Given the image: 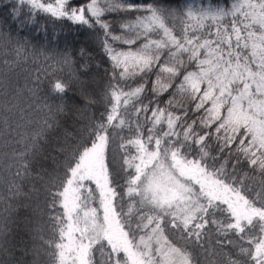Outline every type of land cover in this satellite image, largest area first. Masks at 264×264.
Here are the masks:
<instances>
[{
  "label": "snow or ice",
  "instance_id": "obj_1",
  "mask_svg": "<svg viewBox=\"0 0 264 264\" xmlns=\"http://www.w3.org/2000/svg\"><path fill=\"white\" fill-rule=\"evenodd\" d=\"M13 14L88 30L108 62L89 89L91 62L65 50L58 103L30 104L42 115L26 124L0 84V204L35 199L50 233L32 264H264V0H15ZM73 87L92 114L50 157Z\"/></svg>",
  "mask_w": 264,
  "mask_h": 264
},
{
  "label": "trees",
  "instance_id": "obj_2",
  "mask_svg": "<svg viewBox=\"0 0 264 264\" xmlns=\"http://www.w3.org/2000/svg\"><path fill=\"white\" fill-rule=\"evenodd\" d=\"M182 1L169 0V3L179 7ZM211 1L219 5L225 4V0ZM14 3L15 0H0V84L5 85L8 93L14 89L19 93L18 96L10 97L18 106L11 115L13 122L19 121V116L23 115L24 121L20 123L26 124L29 119L35 120L42 115L32 111L29 108L30 104L35 105L40 100H46L49 104L58 103L56 96L50 94V83L56 78L67 79V73H61L57 69L53 76L51 66L55 65L65 50L75 57L77 67L85 60L91 62L90 70L87 73L81 72L82 77L88 81L89 89L94 88L93 81H103L108 62L88 30L78 29L77 26L66 22L53 23L43 16L32 23H22L21 19L13 14ZM17 46H22L19 56L15 52ZM81 48L86 50L84 57L79 54ZM37 83L40 85L38 98L32 97L29 91ZM4 96L5 93L0 92V97ZM3 102L0 99V103ZM83 104L84 101L76 87L65 94L66 111L61 117L60 127L49 136V141L45 145V152L50 157L59 156L58 145L63 144L66 137L71 140L81 127L82 121L87 115L92 114V109L81 114ZM43 163L46 168L53 166L51 158ZM42 199L41 197V202ZM36 203L35 199L30 200L23 196L9 213H5V206L0 204V216L10 217L7 247L12 250L13 255L8 259L14 261V264H32L33 248L41 243L39 237L43 235L47 238L50 235L46 224L43 225V232L36 231L41 227L42 220L47 219L46 216L41 217L34 213ZM2 243L0 241V244ZM0 259H4L2 252ZM41 260L43 264H47L46 257H41Z\"/></svg>",
  "mask_w": 264,
  "mask_h": 264
},
{
  "label": "rangeland",
  "instance_id": "obj_3",
  "mask_svg": "<svg viewBox=\"0 0 264 264\" xmlns=\"http://www.w3.org/2000/svg\"><path fill=\"white\" fill-rule=\"evenodd\" d=\"M186 2H193V0H183L181 5H183V4L186 3ZM195 2H196V3H203V4H215V3H212L211 0H195ZM181 5H180V6H181ZM220 5L223 6L222 4H220ZM224 5H225V4H224Z\"/></svg>",
  "mask_w": 264,
  "mask_h": 264
}]
</instances>
